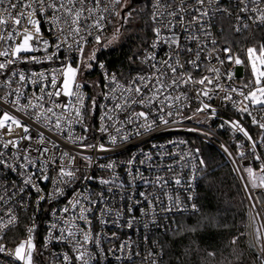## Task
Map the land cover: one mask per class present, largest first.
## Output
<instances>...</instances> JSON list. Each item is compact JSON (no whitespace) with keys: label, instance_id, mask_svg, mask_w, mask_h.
<instances>
[{"label":"built area","instance_id":"obj_1","mask_svg":"<svg viewBox=\"0 0 264 264\" xmlns=\"http://www.w3.org/2000/svg\"><path fill=\"white\" fill-rule=\"evenodd\" d=\"M11 3L17 7H8L9 0L0 4V17L8 21L0 25V52L9 53L0 56V63L6 64L0 69V118L7 112L20 120L32 139H21L26 135L22 127L10 122L0 129V246L6 249L0 252V264H26L29 238L34 245L32 264H169L162 238L176 230L178 219L201 211L198 194L203 162L195 141L216 148L231 166L247 204L250 245L264 264V129L259 127L264 123V106L253 105L239 94L241 90L247 94L254 86L250 67L235 64V58H244L247 49L232 48L225 39L228 30L241 37L263 29L264 25L255 22L259 13L252 10H264V2L205 0L200 6L195 0H150L153 33L140 56V72L122 80L100 64L103 89L95 106L80 78L78 63L85 50L97 44L95 37L99 35L101 41L110 31L120 14L121 1L76 2L77 10L85 9L79 35L69 32L63 9H47L53 0H46L39 12H33L38 7L35 0ZM56 3L70 6L67 0ZM24 4L32 7L24 8ZM21 12L25 16L33 12L31 19L38 25H29L26 18H21L20 25L14 24L13 17ZM97 21L99 28L95 27ZM25 30L33 35L32 50L13 57L11 53L22 42ZM173 38L178 39V47L171 43ZM189 48L190 52L185 51ZM225 48L231 51L224 52ZM10 60L15 62L8 63ZM193 60L199 67L192 65ZM69 62L78 69L75 84L81 85L79 93L84 101L81 105L73 96L68 113L55 109L62 117V127L57 130L43 116L36 119V112L43 109L24 106L28 101L35 104L41 96L45 106L54 107L45 93L56 91L51 85L53 74L61 86L59 70ZM165 62L177 72L173 74ZM210 68L220 69L219 79ZM229 72L235 74L231 80L226 75ZM19 74L26 79L20 81ZM188 75L193 80L208 76L214 83L184 84L182 78ZM173 79L178 84L169 87ZM158 80L165 87L157 95ZM136 87L141 93L135 92ZM205 88L209 95H199ZM229 88L238 91L230 92ZM17 93L19 104H13ZM226 95L232 99H225ZM55 99L62 104L69 101L63 95ZM204 104L209 108L197 111ZM245 106L251 115L240 110ZM74 108H80L79 118ZM140 112L147 119L139 117ZM66 119H71L70 125ZM234 122L248 136L233 127ZM7 125L12 129L10 134ZM41 133L44 143L40 142ZM9 140L17 143L4 147ZM45 147L47 153L42 151ZM61 167L73 176H61ZM13 216L16 219L9 224ZM21 243L26 245L24 261L15 258ZM80 256L82 259H77Z\"/></svg>","mask_w":264,"mask_h":264},{"label":"trees","instance_id":"obj_2","mask_svg":"<svg viewBox=\"0 0 264 264\" xmlns=\"http://www.w3.org/2000/svg\"><path fill=\"white\" fill-rule=\"evenodd\" d=\"M122 4L123 1L110 31L99 44L87 48L78 63L80 78L92 95V106L103 89L98 66L104 64L122 80H127L140 72V56L152 38L150 0L132 10L131 16L126 14L124 19ZM225 39L232 48L259 47L264 44V28L241 37L228 30ZM195 142L203 162L198 194L201 211L178 219L176 230L162 238L167 262L262 264L249 242L248 209L236 175L221 152L203 142Z\"/></svg>","mask_w":264,"mask_h":264},{"label":"snow or ice","instance_id":"obj_3","mask_svg":"<svg viewBox=\"0 0 264 264\" xmlns=\"http://www.w3.org/2000/svg\"><path fill=\"white\" fill-rule=\"evenodd\" d=\"M76 2H80L81 4H83V0H67L68 5L70 6H66L64 3H56V0H53L52 4H47L46 5V0H35V3L38 5V7L36 9L33 10V12H39L40 9L42 7H44L46 5L47 9H53V10H60L63 9L64 13L66 14V18L64 20V22L66 24H68L69 26V32L71 34H75V35H79L81 32V26L79 24L81 15L83 14V12L85 11V9L83 7H81V9L77 10L75 8V3ZM93 2H97V0H93ZM115 3L119 4L120 0H114ZM209 2H211V0H209ZM250 2H255V3H260V2H264V0H250ZM4 0H0V4H3ZM195 3L197 5L203 6L205 3V0H195ZM8 7L15 9L17 7V4L11 3V0H9V4ZM24 8H31V4H24L23 5ZM246 8H241V11H245ZM90 11V10H89ZM196 11H200V8H197ZM226 11V10H225ZM252 11L254 12H258L259 15L256 17L255 22H257L259 25H264V10L256 8L253 9ZM33 12H29L27 14V16H25V14L23 12L18 13L15 17H13V23L16 25H20L21 24V18H26L28 21L29 25H38V21L31 19V16L33 14ZM119 13H117L118 15ZM175 14V13H174ZM230 14V13H229ZM201 15L203 16H207L208 13L207 12H202ZM127 16H131V12L127 13ZM182 19V18H181ZM194 20L199 21V17H193ZM239 19V18H238ZM8 21L6 19H4L3 17H0V25H5L7 24ZM95 27L99 28V21L96 22ZM245 27H247V25H245ZM37 33H39V27L37 26L36 28ZM63 31V30H61ZM236 31H240V28H236ZM155 32L157 34V36H159L160 33V29L156 28ZM11 35V34H10ZM22 36V42L19 43L15 49L12 51L11 55L13 57H19L20 53L22 52H28L30 50H32V45L30 44V41L33 40V35L28 32L27 30H25L23 33H21ZM115 34L113 36V39H115ZM83 39V37H81V40ZM97 44L100 43V36L97 35L95 37ZM45 45L48 44L47 41L43 42ZM171 43L176 44L177 47L179 46V41L176 38H173L171 40ZM78 46H79V41L77 42ZM57 47L59 48V45H57ZM69 47H71V45H69ZM82 50V48H81ZM185 51H191V49H185ZM224 52H230L231 49L229 48H225L223 49ZM9 53L7 51L4 52H0V56H8ZM197 60L199 59V52H197ZM246 55H247V65H245V67H250L251 70V75H252V81H250V83H253L254 86L252 88L251 91H249L247 94H245L242 90L239 91V94L241 96H243L244 100L246 101H250L251 104L253 105H260V106H264V44H260L259 47H249L246 50ZM35 59V58H33ZM232 56H228V60L231 62L232 60ZM197 60H193L191 61L192 65L194 67H199ZM14 60H10L8 61V63H14ZM224 61H220L221 64H223ZM166 66L167 68L170 69V71L175 74L177 72V68L173 67L171 64H167ZM235 64L236 65H244L245 62L243 60H241L239 57L235 58ZM6 67L5 63H0V69H4ZM101 67H103V65H101ZM182 67V65H181ZM61 72V74L63 75V80L61 83V86H57V80H56V76L55 74H53L52 76V80H51V85L54 89H56L55 92H46L45 95H47L49 97V101L51 105L53 106H45L43 104V97L38 96L36 97V103L33 104L32 101H28V105L24 106L25 108H27L28 106H30L33 110L36 109H43V112H36V119L39 120L41 118V116H43V119L48 121L49 126H51L54 129H61L62 125H61V116L58 115L55 111L56 108H61L63 110V113H68L69 112V108L72 106V97L75 96L76 101H78L81 105L83 104L84 101V97L79 93V89L81 88L80 84H75V77L77 74L78 69L73 68L71 63H67L65 64L62 69L59 70ZM210 72H213L216 74V79H219V75H220V69L217 68H210L209 69ZM41 77L43 78V74H40ZM227 78L229 80H231L233 78V76L235 75L232 72H229L226 74ZM19 79L20 81H24L26 79V77L23 74H19ZM182 82L184 84H188V83H196V84H200V85H205L207 84H213L214 80L208 76H204L199 80H193L191 75H188L186 79L182 78ZM159 83V87L156 89V94L158 95L162 89L165 87L164 83L160 82L158 80ZM178 81L173 79L171 81V85H169V87H173V86H177ZM248 84H244L243 87H248ZM73 88H75V92L73 91ZM40 91L43 93L45 92V90L43 88L40 89ZM230 92H237L238 90L236 88H229ZM135 92L136 93H141V88L140 87H136L135 88ZM199 95H203V96H208L209 92L208 90L202 89L198 92ZM17 95V99L15 101H12L13 104H19V93L16 94ZM65 96L69 98V101L67 103L62 104L61 102H59L57 99H55L56 97L59 96ZM168 97H166L167 99ZM225 99L231 100L232 97L230 95H226L224 97ZM176 99H179V97H177ZM144 97L141 95L140 96V102H143ZM150 102H151V98H150ZM95 100H93V106H95ZM132 103H137L136 100H133ZM116 107H120V105H117ZM209 108L208 104H204L202 108H198L197 111H204L206 109ZM243 112H248V107L245 106L244 108L240 109ZM75 116L76 117H80L81 116V110L80 108H74L73 109ZM213 114L215 113V110H212ZM249 115H251L250 112H248ZM139 117H144L145 119H147L146 114L144 112H140ZM52 117H56V119L53 121ZM109 119L111 117H108ZM162 119V118H161ZM6 122H10V124H14L16 125V127H22L23 132L26 134L25 136L21 137V139H32V137L30 135H28L29 133V128L27 126H23L20 122V120L10 116L7 112L3 113V117L0 118V129H3L6 127ZM66 122L70 125L71 124V119H66ZM164 123H167V121H163ZM253 123H257L256 119L253 118ZM8 126V133L10 134L12 129L10 125ZM151 127V125H149V128ZM233 127H239L238 124H236L235 122L233 123ZM259 127L261 129H264V123H260ZM239 130L241 132H244L245 136H248V133L242 128L239 127ZM249 139H251V137H249ZM115 138H113V142H114ZM40 142L44 143V138H43V133L40 134ZM17 142L9 140L4 144V147H7L8 145L12 144L15 145ZM55 146V145H54ZM101 150H105L103 148V145L100 146ZM38 151H40L38 149ZM42 151L44 153L48 152V149L45 147L42 149ZM225 151H227V149H225ZM29 163H31V161H29ZM109 167H111V165H109ZM247 171L249 172V174H252V169H247ZM262 171H264V169H262ZM60 174L61 176H67V177H72L73 176V172L72 171H66L63 167H61L60 169ZM43 179H47L46 176L43 177ZM261 182L264 183V177H261ZM104 183H106V181H104ZM177 183H179V181H177ZM65 211H67V209H65ZM84 217L81 216L80 219H83ZM15 217H11L8 221L9 224L13 223L15 221ZM7 225H5L6 227ZM29 232H32V229L28 230ZM68 235H72L71 232L68 233ZM259 238V236L257 237ZM85 240H88V237L85 236L84 237ZM27 244V259H26V264H32V249L34 248V245L32 243L31 238H29V240L26 242ZM25 243H21L19 244L16 249H15V258L18 260H25ZM6 249L3 246H0V252H4ZM65 259L67 260L68 258L65 257ZM77 259H82V256L77 257Z\"/></svg>","mask_w":264,"mask_h":264},{"label":"water","instance_id":"obj_4","mask_svg":"<svg viewBox=\"0 0 264 264\" xmlns=\"http://www.w3.org/2000/svg\"><path fill=\"white\" fill-rule=\"evenodd\" d=\"M148 0H129V5L122 10L121 16L124 19L125 15L132 10H134L137 6L141 5L142 3H146Z\"/></svg>","mask_w":264,"mask_h":264},{"label":"rangeland","instance_id":"obj_5","mask_svg":"<svg viewBox=\"0 0 264 264\" xmlns=\"http://www.w3.org/2000/svg\"><path fill=\"white\" fill-rule=\"evenodd\" d=\"M121 2L123 1V4H122V6H123V8L122 9H125L128 5H129V0H120ZM110 43H111V41H110ZM251 47H254V46H251ZM258 48V47H257ZM242 60L243 59H245V60H243V61H245V63L247 64L248 63V61H247V55L246 56H244V58H241ZM77 76H78V72H77V74H76V77H75V81H74V83L76 82V78H77ZM257 106H260V105H257Z\"/></svg>","mask_w":264,"mask_h":264}]
</instances>
